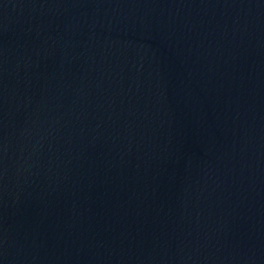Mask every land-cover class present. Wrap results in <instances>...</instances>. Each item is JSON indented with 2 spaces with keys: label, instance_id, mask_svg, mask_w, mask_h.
Listing matches in <instances>:
<instances>
[{
  "label": "water",
  "instance_id": "obj_1",
  "mask_svg": "<svg viewBox=\"0 0 264 264\" xmlns=\"http://www.w3.org/2000/svg\"><path fill=\"white\" fill-rule=\"evenodd\" d=\"M0 264H264V0H0Z\"/></svg>",
  "mask_w": 264,
  "mask_h": 264
}]
</instances>
